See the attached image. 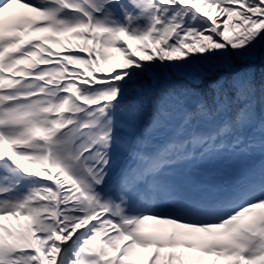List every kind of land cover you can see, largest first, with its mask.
I'll list each match as a JSON object with an SVG mask.
<instances>
[{
	"label": "snow or ice",
	"instance_id": "obj_1",
	"mask_svg": "<svg viewBox=\"0 0 264 264\" xmlns=\"http://www.w3.org/2000/svg\"><path fill=\"white\" fill-rule=\"evenodd\" d=\"M0 264H264V0H0Z\"/></svg>",
	"mask_w": 264,
	"mask_h": 264
},
{
	"label": "rangeland",
	"instance_id": "obj_2",
	"mask_svg": "<svg viewBox=\"0 0 264 264\" xmlns=\"http://www.w3.org/2000/svg\"><path fill=\"white\" fill-rule=\"evenodd\" d=\"M125 39H127L125 37ZM130 43L135 44L137 42L130 41ZM260 158L258 155L254 157H245L240 160L238 164L233 165L229 159V155L227 153L222 154L220 157L214 159L213 161H210L201 167L209 171L210 173H217L222 170H227L230 167L231 168H250V167H257L259 165ZM182 176H190V173H188L185 169H181ZM11 219V218H9ZM8 222L7 220L5 221Z\"/></svg>",
	"mask_w": 264,
	"mask_h": 264
},
{
	"label": "trees",
	"instance_id": "obj_3",
	"mask_svg": "<svg viewBox=\"0 0 264 264\" xmlns=\"http://www.w3.org/2000/svg\"><path fill=\"white\" fill-rule=\"evenodd\" d=\"M257 67H259V65H257ZM149 86H150V82H149Z\"/></svg>",
	"mask_w": 264,
	"mask_h": 264
}]
</instances>
